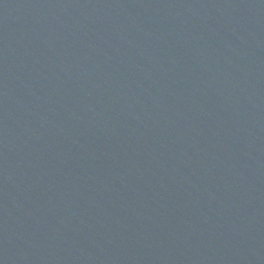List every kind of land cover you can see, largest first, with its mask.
Wrapping results in <instances>:
<instances>
[{
  "label": "water",
  "instance_id": "water-1",
  "mask_svg": "<svg viewBox=\"0 0 264 264\" xmlns=\"http://www.w3.org/2000/svg\"><path fill=\"white\" fill-rule=\"evenodd\" d=\"M0 264H264V0H0Z\"/></svg>",
  "mask_w": 264,
  "mask_h": 264
}]
</instances>
